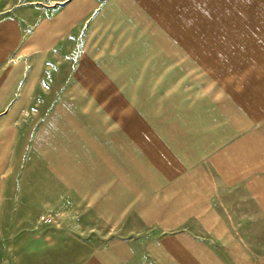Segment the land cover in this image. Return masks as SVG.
I'll return each instance as SVG.
<instances>
[{
  "label": "rangeland",
  "instance_id": "1",
  "mask_svg": "<svg viewBox=\"0 0 264 264\" xmlns=\"http://www.w3.org/2000/svg\"><path fill=\"white\" fill-rule=\"evenodd\" d=\"M106 1L0 0V23L17 17L24 40L5 59L0 29V264H103L96 254L118 240L129 242L135 258L114 264H264V218L243 189L231 194L243 211L234 215L258 222L254 243L215 244L209 261L197 258V244L159 247L183 228L160 231L139 207L152 197L143 194L174 191V181L152 189L142 157L128 154L127 140L137 137L126 131L135 105L127 85L114 83V66L130 54L110 31L114 4L91 24ZM190 75L185 63L153 90L163 93L150 105L164 109L171 138ZM162 196L173 209L175 195Z\"/></svg>",
  "mask_w": 264,
  "mask_h": 264
},
{
  "label": "crops",
  "instance_id": "2",
  "mask_svg": "<svg viewBox=\"0 0 264 264\" xmlns=\"http://www.w3.org/2000/svg\"><path fill=\"white\" fill-rule=\"evenodd\" d=\"M106 3L91 24L104 7L114 4L111 34L130 52L114 66V83L127 85L126 98L135 105L128 108L134 118H127L126 131L137 137L127 140L128 154L142 157L152 189L174 181V191L141 193L152 196L139 207L149 224L160 231L183 228L159 247L197 244V258L209 261L215 259V244L254 243L258 222L234 215L243 211L232 205L231 194L243 189L264 218V0ZM0 29L3 57L18 55L22 23L10 18ZM185 63L191 69L189 97L185 106L177 103L174 108L171 138L160 117L164 109L151 108L150 101L161 99L163 93L153 90L173 73L181 74ZM156 115L159 121L152 118ZM172 194L175 205L165 209L162 195ZM129 245L115 241L95 261L134 259Z\"/></svg>",
  "mask_w": 264,
  "mask_h": 264
},
{
  "label": "built area",
  "instance_id": "3",
  "mask_svg": "<svg viewBox=\"0 0 264 264\" xmlns=\"http://www.w3.org/2000/svg\"><path fill=\"white\" fill-rule=\"evenodd\" d=\"M52 219H50V218H48V219H46V221H51Z\"/></svg>",
  "mask_w": 264,
  "mask_h": 264
}]
</instances>
